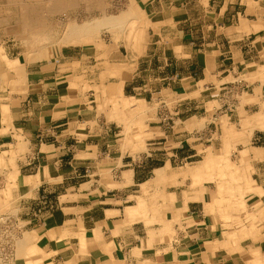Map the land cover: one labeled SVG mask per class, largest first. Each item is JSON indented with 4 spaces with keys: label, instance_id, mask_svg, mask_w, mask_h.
<instances>
[{
    "label": "crops",
    "instance_id": "obj_1",
    "mask_svg": "<svg viewBox=\"0 0 264 264\" xmlns=\"http://www.w3.org/2000/svg\"><path fill=\"white\" fill-rule=\"evenodd\" d=\"M187 1L191 2L153 1L143 9L149 29L147 42L120 44L119 48L110 43L94 55L79 46L44 50L35 45L32 51L36 53L22 61L21 90L14 89L19 83H12L20 80V75L1 61L0 211L7 214L0 216L8 220L0 223V236L9 233L10 226L22 225L20 234L32 238L25 245L21 240L9 242L5 252L11 264H252V253L264 259L263 131L255 130L249 141L253 146H242L238 152L243 165L253 169L245 208L256 217L255 226L246 225V230L237 227L238 219L245 220L235 213L239 199H228L205 180H187L185 186L176 187L167 179L166 196H162V178L161 204L157 212L151 209L145 217L142 211H129L138 206V201L129 204L130 196H139L135 189L149 182L158 184L154 182L158 169H165L164 174L171 177L167 162L198 154L169 148L171 142H185L187 135L185 131L176 134L175 126L166 127L158 119V109L157 120L150 124L157 123L154 128L161 136L150 140L152 148L144 162H130L129 144L122 143L124 137L117 139L124 123L108 122L106 112L89 109L91 103L86 98L81 103L80 90L73 89L79 86L84 67L83 77L89 84L95 78L107 79L101 93L107 94L109 101L116 98L119 105L130 100L127 98L154 102L165 99L166 91L176 99L185 96L170 108L175 123L207 117L206 98L208 93H216L217 84L239 73L243 65L264 62V8L246 16L227 5L212 8L207 12L216 14L219 23L208 28L214 30L215 26L216 37L204 41L205 37L196 40L187 22L188 12H181ZM230 17L227 24L222 22ZM16 44L4 46L9 60L21 58L27 51L24 47L17 52ZM71 65L76 67L63 69ZM143 75L160 79L164 85L148 89L133 83ZM251 93L254 101L249 104L261 108L252 115L264 117V83H255ZM125 103V108H133ZM141 104L134 108L139 114ZM135 120L127 142L133 141L137 148L144 136L138 129V117ZM106 124L102 147L97 141ZM149 158L162 159L164 166L146 164ZM160 207L167 209L160 211ZM179 218L182 225L176 223ZM5 223L8 229H3ZM173 231L176 234L172 235Z\"/></svg>",
    "mask_w": 264,
    "mask_h": 264
},
{
    "label": "rangeland",
    "instance_id": "obj_2",
    "mask_svg": "<svg viewBox=\"0 0 264 264\" xmlns=\"http://www.w3.org/2000/svg\"><path fill=\"white\" fill-rule=\"evenodd\" d=\"M28 4H33L36 0H26ZM38 1V0H37ZM34 2L36 4H42L41 6H44V4L48 3L50 5V2L63 4L64 2L72 1L74 5L70 10H68V15H70V18L72 20H75L76 22H82L84 19H86L88 16H92L95 18L101 17L102 14H100V10L103 11V9H107V16H120L123 14V11L125 12H131L135 15H137V19L135 20L134 17H130L131 19H134L135 22L132 24L127 25L126 29L122 30H115L111 28H103L102 30H99L97 35L93 38L90 37L87 41L83 43H77V44H64L58 42L55 43V45L58 48H73L75 46H79V48H85L87 49L91 55H94V53H100L103 49H107V45L112 43L113 45H116L118 47L120 44L123 45H132L136 44L137 42H140L144 40V42L149 41L150 38L148 37L149 29L146 23V16L143 12V9L146 7H151L150 4L152 2L159 0H39V2ZM92 1H95V7H88V4H90ZM101 1L96 4L97 2ZM105 1V2H104ZM167 1V0H164ZM259 1L263 2V6L259 5ZM8 0H0V20L4 19V22L2 23L0 21V48L1 46L6 45H12L16 44L14 46V49L18 51L23 50L24 46L22 45L21 41L15 37V32L7 29V27H14L17 25L18 22V14L14 11L8 12ZM45 2V3H44ZM90 2V3H89ZM153 2V3H154ZM27 4V3H26ZM104 7L102 8L101 6ZM185 6L182 8L181 12L185 13L187 11V16L189 17L187 22L189 24V28L193 30V33L195 35L196 40H199L203 37H205V40L214 39L216 37V28L214 26V30L212 28H208L212 23H219L217 20L216 14H211L207 11H210L212 8H218L222 6H229V7H235L234 10L241 12V14H254L259 13L264 8V0H191V2L187 1L183 3ZM5 6V7H4ZM100 7V8H99ZM5 8V9H4ZM19 10V8H16ZM13 11V10H12ZM70 12V13H69ZM12 13V14H9ZM110 13V14H109ZM62 13L57 14H47L48 16V24L50 27L51 38H58L62 37L65 32V25L63 21ZM53 15V16H52ZM8 21L7 20V18ZM10 18V19H9ZM17 22H16V21ZM129 20V19H128ZM231 17L225 19L224 23L230 22ZM133 21V20H132ZM9 22V23H8ZM62 22V24H61ZM221 22V21H220ZM6 28V29H5ZM7 34L8 32H11L10 34ZM14 33V34H13ZM138 34V35H137ZM140 36V37H139ZM149 38V39H148ZM148 39V40H147ZM95 40V41H94ZM56 42L55 40H53ZM127 43V44H126ZM127 47V46H126ZM130 47V46H129ZM34 46H32V49ZM119 48V47H118ZM116 48V49H118ZM128 48V47H127ZM1 52L5 53V51ZM23 54V52H22ZM103 56V54L101 55ZM264 58V53L261 55ZM0 58H3L0 57ZM99 60V58H96ZM264 62L261 64L257 63L256 65L252 66H245L243 65L244 69H241L239 73H237L234 76H230L229 78L223 80V84H217L218 88L215 90L213 96H210V93H208V98H206L207 104V117L198 116L194 117L191 120L182 122L177 120L176 123L173 121L171 123L170 128L172 129L175 126L176 134L180 133L182 131H185L184 133L187 135L185 138V142H171L170 147L173 149H178L181 151H189L197 153L198 156L191 157L187 160H175L170 162H167L166 166L167 169L170 171L169 173L172 175L171 177L167 176L163 179V191L162 196H166V187H167V179L171 181L169 183L171 186H185V182L187 180L198 183L202 180H205V182H210L212 184H215L217 187V191L221 194L222 192L228 196V199H239V202L237 203L238 209H236L235 213H237L239 218H245L244 221L241 219H238L236 223H238L239 226L237 227H245L246 225H252L255 226V220L257 222V219L255 216L250 215L246 211L245 203L247 199L246 193L247 189L243 191V194L239 193V187L238 186H247V181H251L252 179V172L253 169H251V166L243 165L244 162L239 158V151L242 149V146L249 147L253 146L252 143L249 141L251 140L253 136V132L255 130L263 131L264 133V126H258L256 123H253L254 121V115L252 113L259 112L260 107H256L251 103L254 101V98H252L250 95L252 94L253 86L255 83L260 82L264 83ZM7 66V64H5ZM68 67V68H67ZM76 67L75 65L71 66H63V69H74ZM82 68L81 74L85 76V68ZM79 78L80 84L79 86H73V89L80 90L79 98L80 102L82 103L84 101V98L91 103L89 106V109H99L100 112H106L107 115V121L108 122H115L118 123L122 122L123 124V132L121 137L123 138L125 142L124 145L127 143L130 147L127 148L128 153L131 158H129V161L132 162L133 160L144 162L145 154L148 152L149 148H152L150 141L151 139L155 137L161 136L160 132L154 128V125L157 123L150 124L153 121L157 120L156 112L160 111L162 114H169V117H172L171 109L174 102H176L179 99H184L185 96H180L179 99L174 98L169 93H166L165 91V99L163 100H155L154 102H141L137 101L133 98H127L130 99L129 101L123 100L122 105H119L118 99L116 98L112 100L107 99V94L101 93L106 88L103 86L106 85L105 78H95L93 80V84H89L87 81H85V77ZM100 83H98V81ZM160 79H155L150 76L143 75L138 78L133 79V83H137L139 86L146 87L148 89H151L152 86L159 85L162 87L164 85V81H159ZM211 81H215L213 79H210ZM95 81V82H94ZM104 84V85H103ZM204 82H201L199 85L201 88H203ZM199 95V92L195 94V96ZM83 99V100H82ZM131 99L133 101H131ZM216 100V101H215ZM92 101V102H91ZM257 101V100H256ZM129 102L128 107H133L131 109L125 108L126 103ZM141 104V112L142 114L137 113V111L134 110L136 107H140ZM97 106V107H96ZM122 106V107H121ZM121 107V108H120ZM264 108V105L262 106ZM216 108V109H215ZM262 108V109H263ZM261 109V108H260ZM258 110V111H257ZM131 114V116H130ZM234 114V116H232ZM264 114V113H263ZM128 117V120L125 119V117ZM121 116V118H120ZM132 119L130 120V118ZM138 117L139 121V132L140 129L143 132L144 136V142H138L139 146L136 148L133 146V141L127 142L128 136L131 133L132 126L134 125V122L136 121L135 118ZM161 120L160 118H158ZM264 119V117H263ZM248 120H252L250 123H248ZM262 121V120H261ZM133 123V125H131ZM120 125V124H119ZM103 127V126H102ZM227 128H229L232 132H227ZM105 131L101 133V136L97 144H100L103 147L102 138H107V124L103 128ZM119 128L115 129V133L119 134ZM174 130V129H173ZM103 131V130H102ZM158 132V134H156ZM149 133V134H148ZM154 133V134H153ZM154 135V136H153ZM114 139V138H113ZM150 141V142H149ZM119 143V142H118ZM117 143V144H118ZM114 144V143H110ZM142 145V146H141ZM124 147V146H123ZM154 147V146H153ZM161 147V146H156ZM104 148L107 149V141L104 146ZM136 148V149H135ZM247 149V148H246ZM247 152V151H246ZM71 155H73V152H70ZM209 154H212L214 156H225V158L228 159V163H221V164H214L210 168H203L200 169L202 164L204 163L205 159ZM159 159V158H158ZM155 159L152 160L149 158V165L157 166V164H161L160 167H163L164 162L162 159ZM240 159V160H239ZM227 161V160H226ZM156 164V165H155ZM195 168H198L202 171H207L206 174L201 176L200 172H196ZM191 170H194V172H191ZM200 173V176L198 175ZM232 185V186H231ZM146 186V187H145ZM161 186V182H158V184H154L153 186L150 184L148 185H142L135 190L137 191V195L139 196H130L129 201H131L129 204H132L133 202L139 201V197L145 199H148V206L151 211L154 210L157 212L158 203L161 201L159 200L161 198V191L159 187ZM233 187V189L231 188ZM146 188V189H145ZM232 190V191H231ZM235 194H234V193ZM153 200H152V199ZM243 201L242 204H240V201ZM154 202V203H153ZM149 203L151 205H149ZM162 206V205H160ZM243 208V209H242ZM161 209H167L166 207H160ZM162 210V211H163ZM0 214H7L6 211H0ZM252 217V218H251ZM254 217V219H253ZM145 220V219H143ZM147 221V220H145ZM164 221H160V224H164ZM179 225H182L180 218L176 222ZM22 225L14 227L10 226L9 233L1 234L0 236V264H11L9 255L5 252V249L7 248V245L9 242L15 243L23 239L25 236V233L21 235L22 233L21 229ZM176 234V232H172V235ZM20 235V236H19ZM18 240V241H17ZM5 254V255H4ZM2 258H4L2 260ZM7 258H9L7 260Z\"/></svg>",
    "mask_w": 264,
    "mask_h": 264
},
{
    "label": "bare ground",
    "instance_id": "obj_3",
    "mask_svg": "<svg viewBox=\"0 0 264 264\" xmlns=\"http://www.w3.org/2000/svg\"><path fill=\"white\" fill-rule=\"evenodd\" d=\"M36 1H34V2H36ZM34 2L31 5L28 4L29 1L26 2V0H8V2H7L8 3V8H7L8 12L14 13V11H15V12H17L16 14H18V16H17L18 17L17 18L18 22L15 20L17 22V25L14 26V27H9L8 26L7 29H9L11 31L14 30L13 32H15V37L21 41L22 45L27 48V51L24 52L21 55V58H18L16 60H9L7 58L8 55L6 56V54L4 52L3 53L1 52V49H2V51H4V47L1 46V48H0V57L3 56V58H0V74H1L2 77H3L4 74H3V72H1V70H2V65H1L2 62L1 61L3 60V62L5 64H7L8 69L14 71L16 73V75H18L19 73L21 74L22 61L24 62V60H25L24 57L30 58V57H32L34 55L35 51H32V46H34V48H35V45H37L38 47H42L45 50L46 48H49L51 46H56L55 43H58V42L62 43V45H64V44H68L69 45V44L83 43V42L87 41L88 39H90V37L94 38L97 35V33L99 32V30H102L103 28H111V29H115V30L119 31V30H122V29H126L127 25L134 23L135 20L137 19V15H135V14H133L131 12L129 13L128 11L127 12L123 11V14L120 15V16H115V17L107 16V12H106L107 9H105V10L103 9V11L100 10V14H102L101 17L95 18V17H92V16H88L86 19H84L80 23V22H76L75 20H72L70 18V15H68L67 11L70 10L73 6H76V5L73 4L72 1H68L66 3L64 2L63 4H58V3L54 4L53 2H50V5L48 3L46 4L44 2L45 3L44 6H41L42 4L38 5V4L34 3ZM37 2L41 3V1H39V0ZM100 2L101 1L97 2L96 4L98 5V3H100ZM88 7H91V8L95 7V1H92L90 4H88ZM101 7L103 8L104 4ZM16 8H19V10H17ZM12 13H9V14H12ZM58 13H62L61 15L63 16V21H64L63 23L65 25V32H64L62 37L51 38L50 37L51 31H49L50 27H49V24L47 22V20H48L47 14H50V15L51 14H57L58 15ZM134 15H135V18H134L135 20L130 18V17L133 18ZM6 18H7V16H6ZM7 20H8V18H7ZM10 20H8V21H10ZM0 21L4 22V19L0 20ZM61 24H62V22H61ZM10 33L11 32H8V34H10ZM6 34H7V31H6ZM53 40H55L56 42H54ZM21 75H23V74H21ZM21 75L19 77L20 80L17 79V81L14 80L12 82V83L16 82V84L19 83V85L18 84L17 85L14 84V85H16V87L11 85V84H10L11 86L9 85L10 87H12V89L14 87H15L14 88L15 90H17V89L21 90L22 89V88L19 87V86H21V84H23L21 81H24L22 79ZM6 84H8V83H6ZM4 107H2V108L4 109ZM4 111H6V110H4ZM6 112H8V111H6ZM3 116H4V114H3ZM6 120H7V118H6ZM251 121L252 120H248V123H250ZM253 121H256L257 123H261V126H264L263 125L264 124L263 116H257V118H254ZM227 132L231 133L232 131L229 128H227ZM216 163L217 164H221V163L229 164L228 163V159L225 158V156H220V155L219 156H214L212 154H209L207 156V158L205 159L204 163L202 164V166H200L201 167L200 169L210 168ZM195 169H197V170H195L196 172H200L201 171L198 168H195ZM164 171H165V169L156 170V176L157 177L154 178L155 179L154 182H159V181L162 180V178L167 177L164 174ZM191 172H194V170H191ZM200 173H198L199 176H200ZM203 175H201V176H203ZM251 182H252V180L249 181V183L247 181V186L246 187H249ZM148 184L149 183H147V185ZM238 187H239V189H238L239 193L243 194V191L246 189V187H243V186H238ZM231 188L233 189V187H231ZM145 198L146 197H143V198L140 197V199L138 201V206L136 208L129 209V211H131V213H139L138 211H142L141 213L146 215L145 217H149L148 214L150 213V209H149V206L147 205L148 204V199H145ZM149 205H151V204L149 203ZM235 208L238 209V207H235ZM1 215L4 216L6 214H1ZM3 216H0V223L1 224H2V222L4 223V222H7V220H8L7 217H3ZM252 216H254V215H252ZM253 219H254V217H253ZM1 224H0V226H1ZM247 228L243 227V229H245V230ZM3 229H8L7 223H5V226L3 227ZM251 229H249V230H251ZM31 242H32L31 235L25 234V237L23 238V240H21L20 243L21 244L23 243L25 245V244H29ZM3 259L4 258H2V260ZM8 259L9 258H7V260ZM249 260H250V262H252V264H264V259L259 254H256V253L250 254V259Z\"/></svg>",
    "mask_w": 264,
    "mask_h": 264
},
{
    "label": "built area",
    "instance_id": "obj_4",
    "mask_svg": "<svg viewBox=\"0 0 264 264\" xmlns=\"http://www.w3.org/2000/svg\"><path fill=\"white\" fill-rule=\"evenodd\" d=\"M160 119L162 121L163 124L166 125V127L170 128L171 123H173V118L169 117V114H162L160 116Z\"/></svg>",
    "mask_w": 264,
    "mask_h": 264
}]
</instances>
